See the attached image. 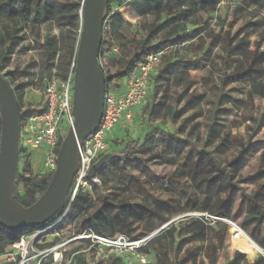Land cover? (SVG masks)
<instances>
[{"label": "trees", "instance_id": "16d2710c", "mask_svg": "<svg viewBox=\"0 0 264 264\" xmlns=\"http://www.w3.org/2000/svg\"><path fill=\"white\" fill-rule=\"evenodd\" d=\"M43 1L45 0H0V21L3 18L7 19L1 23L0 27V60L4 61L8 55L17 53L14 50L21 47L28 37L34 35L33 30L36 23L45 22L47 26L52 24L53 8L42 5ZM249 1L264 9V0ZM223 3L227 4L226 8H232L231 19L219 13V8ZM118 6V9L114 8L112 1L109 0L105 22L110 20V31L104 32L102 44L103 51L105 48L110 49L113 46L117 49L118 57L109 60L110 66L116 70L113 74L108 75L104 69L102 51L100 56L108 91L120 90L125 78L134 73L151 52L162 53L158 74L152 78L156 89L159 90L163 87L165 82L169 85L172 79L174 81L176 90L173 92V97H177V99H172V104H169L166 109L167 114L173 120L178 118L177 105L194 87L189 79L190 72L199 71L208 66L216 73L221 85L249 83V99L243 112V123H246L247 128L255 133L253 132L254 134L246 142L240 135L234 136V140L229 145L231 147L235 144V156L226 164L208 153H201L192 172V181L196 184L199 198L190 197L186 202L192 204V213L208 214L214 218L235 222L240 213L236 204L243 194V189L235 182V177L246 167L250 154L255 151V144L251 139L264 127L262 106L256 107L254 104L256 99L259 101L264 99V50H262L264 36L262 40L251 41L252 35L257 31L261 30L264 33V19L253 15L252 19L243 20V23L233 30L244 14L251 15L247 8L237 0H119ZM127 7L133 9L141 17L140 32L132 34L129 32L131 24L123 18L121 12L122 8ZM68 9L70 18L73 19V23L69 22L70 29L76 38L75 63L82 29L83 3L80 4V20L73 16L72 5H69ZM26 24H28V32ZM45 43L52 54L58 53V45L51 40L49 33L46 34ZM172 48H180L186 54L197 57V60H188L177 64L170 58L172 52L167 53ZM202 61L204 64H201ZM69 73L70 69L66 68L56 77L66 79ZM51 77L53 76L41 78V83L44 78ZM7 81L12 87L11 82L8 79ZM181 87L182 90H180ZM13 90L15 92L14 87ZM193 93L192 90L191 94ZM15 95L21 108L23 96L17 95L16 92ZM204 98L205 93L198 96L197 101L202 102ZM192 103L195 102L189 98L185 105L190 107ZM21 111L25 113L22 120L23 127L26 119L36 110L21 108ZM187 122L185 121L184 124ZM170 139L169 141L164 137L163 141L165 149L171 155L161 157L165 163L177 164L178 159L182 160L183 152L186 149L189 151L187 148L189 142H181L175 137ZM145 145L148 149L153 148V140H148L146 144L140 139L129 142L121 151L123 155L120 159L121 164H116L118 160L112 161L97 174L102 186L111 187L115 196L114 200H109L107 196H104L101 204L97 208H93L91 205L92 195L89 192L79 193L74 198L68 216L79 217L73 227L66 230L67 234L62 232L61 241L68 240L72 233L77 235L86 231L106 237L125 235L130 239L144 238L153 234L149 229L140 230L134 236L133 223L127 222L130 217L150 212L148 208L150 203L147 198H144L143 203V182L134 178L129 171L135 166L133 156L142 151ZM228 150L229 148L226 152ZM256 151L261 153L260 168L255 178L259 183L256 191L247 197L246 214L237 223L247 236L264 250V235L259 237L264 226V207L261 204V198L264 195V151H260V149H256ZM24 152L21 148V155ZM156 157H160L158 150L152 156V158ZM188 161L184 159L181 173H184ZM203 162L207 174L200 177L201 173L198 168ZM25 170L28 171L29 166ZM52 176L53 174L46 181L32 177L26 178V181H29L34 187L35 193L38 192V189L40 190L38 197L31 204L26 205L19 192L22 184V174L19 172L15 192L18 202L25 206L34 204L47 189ZM132 179H135L136 182L134 183ZM137 194L142 197L140 204H135L132 201L137 197ZM70 199L71 194L69 193L61 211L45 226L21 231H8L0 226V255L18 242L23 235L58 222L66 213ZM165 205L169 208L171 203L165 202ZM113 213L114 215H112ZM182 216L175 221H171L170 216H167L161 221V224L167 225L157 232L149 246L144 249V252L149 255L150 264H205L204 260H207L209 264H217L218 252L220 250L227 251L229 248L225 243L228 225L214 219L206 220L205 218ZM186 224L194 227L182 233ZM209 227H212L213 237L206 238V230ZM114 230L115 233H113ZM52 245L48 244L49 247ZM79 249L80 246L65 252L67 258L74 254L70 264H88L86 257L78 254ZM244 259L245 255L236 251L230 263L241 264ZM260 261L259 264H264L263 256ZM49 262L50 259L44 264ZM101 264L103 263L101 262ZM107 264L125 263L121 259L111 258Z\"/></svg>", "mask_w": 264, "mask_h": 264}, {"label": "rangeland", "instance_id": "374dc122", "mask_svg": "<svg viewBox=\"0 0 264 264\" xmlns=\"http://www.w3.org/2000/svg\"><path fill=\"white\" fill-rule=\"evenodd\" d=\"M114 8L118 9L119 0H111ZM241 2L247 10L251 13L250 16L243 15L242 19L234 26L235 30L243 23V20H250L252 16L257 15L264 19V9L251 3L249 0H237ZM48 3V4H47ZM82 0H45L42 5H48L53 8V21L50 26L45 22L36 23L33 33L34 35L28 37L21 47L15 49V55H8L7 59L0 60V74L8 79L12 88H15L17 95H22L21 108L23 110H38L43 102V88L41 78L47 76H59L64 72V69L71 70L74 64V53L76 49V38L71 32V25L73 19L70 18L69 5L73 7V16L78 17L80 20V4ZM226 3H223L219 8V13L231 19L232 8H226ZM233 4L231 5V7ZM123 18L131 24L129 32H140L141 17L131 8L121 9ZM7 21L3 18L0 21ZM5 23V22H4ZM3 23V24H4ZM110 20L107 21L109 26ZM28 32V24H26ZM49 33L51 40L58 45V53L52 54L49 47L46 45V34ZM264 33L261 30L257 31L251 37V41L262 40ZM254 50V48H252ZM262 50H264V42H262ZM172 60L177 64L188 60H197L192 55L186 54L180 48L169 49L167 53ZM168 54V55H169ZM118 57V52L115 46L110 49L105 48L102 50V60L105 71L108 75L113 74L116 70L109 64V60ZM162 60V59H161ZM201 64H204L202 61ZM158 66L153 71L152 77L157 76ZM189 79L194 87L184 96V99L177 105V119H172L167 114V106L172 104L174 81L163 83L164 86L159 90L156 89L154 80L150 83V96L148 105L143 108L140 114H136L133 122L127 126H121L120 131L110 141V152L121 153L123 148L131 141L140 139L144 144L148 140H153V148L148 149L145 145L144 149L133 156L135 166L129 170L134 178L143 182V203L144 198H147L150 203V212L137 214L132 218H128V223H133L132 228L135 230L134 236L140 230H152L156 233L167 224H161V221L170 216L171 221L179 218L182 215L192 213V204H187V198H199L196 184L192 181L193 170L196 161L201 157V153H208L210 156L223 161L224 164L229 162L235 156V144L229 145L234 140V136L240 135L244 142H246L251 135L255 132L247 128V124L243 123V112L249 99L248 90L249 83H235L231 85H221L216 73L211 67H205L202 70L189 73ZM210 86V87H209ZM182 90V87L180 88ZM192 90L194 91L191 94ZM168 91V93H167ZM14 92V93H15ZM205 93V98L202 102L197 101L198 96ZM197 96V97H195ZM191 98L195 103L190 107L185 105L186 100ZM255 106H262L261 112L264 113V99L259 101L255 100ZM197 116H200L197 118ZM185 121H188L184 124ZM194 126H196L194 128ZM194 128V129H193ZM254 132V133H253ZM166 137L169 141L170 138L175 137L181 142H189L187 145L189 151H184L182 160L178 159L177 164L165 163L161 156H169L168 150L165 149V142L163 138ZM255 144V151H253L248 159L246 167L240 171L235 177V182L243 189V194L239 198L236 206L239 209V217L235 222H240L241 217L246 214L247 210V197L251 196L257 188L259 183L255 180L260 168L261 153L256 151H264V127L254 135L251 139ZM227 148L229 150L226 152ZM158 150L160 157L152 158L153 153ZM191 151V153H190ZM152 158V159H151ZM184 159L189 160L187 166L184 168V173H181L182 163ZM113 162H116L113 161ZM116 164H121L119 159ZM29 166V170L25 168ZM141 168V169H139ZM201 176H206L204 162L198 168ZM19 172L22 174V184L19 188L20 196L24 198L26 205L35 200L40 190L34 192V187L26 178H38L40 180H48L50 175L45 173L42 167V156L36 152L23 154L20 157ZM199 177V178H200ZM135 183L136 180L132 179ZM164 185L162 186V184ZM147 192V193H146ZM92 195L91 205L97 208L104 196L109 200H114L115 196L111 187L105 188L104 186H97L90 189ZM135 204H140L142 197L137 194V197L132 200ZM165 202H170L171 206L168 208ZM261 204L264 207V195L261 198ZM185 210V211H182ZM114 215V213L112 214ZM79 216H68L64 225L60 227L62 232L70 230ZM193 225H185L182 233L191 230ZM212 227L206 230V238L213 237ZM259 237L264 235V226ZM116 231L114 230L113 233ZM232 227L228 226V233L226 235L225 243L228 244L227 251H219L217 254V264H231L230 260L236 251L231 240ZM47 240L55 242L54 237H48ZM256 244L254 240H249ZM257 241V240H256ZM45 241H42L41 248H49ZM59 238L56 243H60ZM203 243V241H201ZM200 242V243H201ZM197 243V244H200ZM47 245V246H46ZM257 245V244H256ZM81 246V244H74L67 246L64 251L69 252L72 248ZM253 253L245 255V259L241 264H259L262 258V250L257 245ZM240 252V251H239ZM242 253V252H241ZM204 260V259H203ZM39 259L35 261L37 264ZM152 261V260H151ZM205 264H209L204 260ZM5 264V263H0ZM93 264H101L100 260H94Z\"/></svg>", "mask_w": 264, "mask_h": 264}, {"label": "built area", "instance_id": "2783aa9c", "mask_svg": "<svg viewBox=\"0 0 264 264\" xmlns=\"http://www.w3.org/2000/svg\"><path fill=\"white\" fill-rule=\"evenodd\" d=\"M105 31H110L107 22L104 23ZM161 58V52L149 53L141 66L125 78L120 90L111 92L107 89L99 128L83 142L80 148L79 168L70 190L71 199L66 213L55 224L23 235L18 242L0 255V263L35 264V261L39 259L37 264H44L50 259L48 264H70L74 254L67 258L64 249L72 244H81L78 254L85 256L88 264H93L94 260L107 264L111 258L121 259L125 264H150L149 255L144 252V249L149 246L157 232L144 238L130 239L125 235L106 237L86 231L77 235L72 233L68 240L60 243H56V239L60 238L61 241L62 228L60 227L64 225L68 217L74 198L82 192L90 193L94 185H102L97 176L89 178L90 170L102 156L111 151V134L117 128L131 124L137 112L148 105L151 76L161 62ZM74 68L75 63L66 79H59L56 76L44 78L41 87L43 88L42 105L26 119L22 127L21 148L25 151L24 154L30 152L40 154L43 170L50 176L57 168L61 141L74 123ZM182 217L214 219L228 226L231 225L234 228V232L230 234L231 239L243 233L247 235L237 222L227 219L214 218L203 213H190ZM48 237H54L55 244L49 248H41L42 241L46 240L44 243L49 244ZM261 250L264 257V250Z\"/></svg>", "mask_w": 264, "mask_h": 264}, {"label": "water", "instance_id": "95a60500", "mask_svg": "<svg viewBox=\"0 0 264 264\" xmlns=\"http://www.w3.org/2000/svg\"><path fill=\"white\" fill-rule=\"evenodd\" d=\"M109 0H82V29L75 56L74 123L63 139L57 168L49 185L32 205L16 198L21 157L22 120L25 115L13 88L0 74V226L8 231L36 229L48 224L63 208L80 163L83 142L99 128L107 94L100 56ZM123 157L108 152L91 168L92 179L109 163Z\"/></svg>", "mask_w": 264, "mask_h": 264}, {"label": "bare ground", "instance_id": "6f19581e", "mask_svg": "<svg viewBox=\"0 0 264 264\" xmlns=\"http://www.w3.org/2000/svg\"><path fill=\"white\" fill-rule=\"evenodd\" d=\"M231 226V225H230ZM232 227V226H231ZM234 232V228L232 227V233ZM245 234H240L238 237L236 238H232L231 240L233 241V246L235 247V249H238L242 252H246V253H252L253 249L256 248L258 249L257 245H255L254 243L250 242V238L247 236V239L245 236Z\"/></svg>", "mask_w": 264, "mask_h": 264}, {"label": "crops", "instance_id": "0c3cea01", "mask_svg": "<svg viewBox=\"0 0 264 264\" xmlns=\"http://www.w3.org/2000/svg\"><path fill=\"white\" fill-rule=\"evenodd\" d=\"M194 72V71H193ZM141 111L137 112V114L139 115ZM121 128V127H120ZM120 128H117L110 136V140H112V138H114L116 136V134L119 133ZM245 236V235H244ZM247 238V236H245ZM60 239V238H59ZM248 239V238H247ZM61 240H62V236H61ZM249 240V239H248ZM50 244H55V242H51ZM256 245V244H255ZM243 253V252H242ZM245 254V253H244Z\"/></svg>", "mask_w": 264, "mask_h": 264}, {"label": "flooded vegetation", "instance_id": "af4514ba", "mask_svg": "<svg viewBox=\"0 0 264 264\" xmlns=\"http://www.w3.org/2000/svg\"><path fill=\"white\" fill-rule=\"evenodd\" d=\"M255 249H256V248L253 249V252H254ZM237 250H238V249H237ZM239 251H240V250H239ZM240 252H242V251H240ZM253 252H252V253H253ZM243 253H244V252H243ZM245 254H249V253H246V252H245Z\"/></svg>", "mask_w": 264, "mask_h": 264}]
</instances>
